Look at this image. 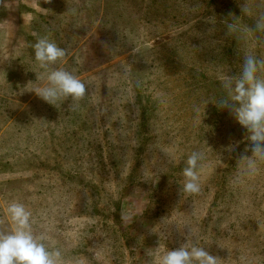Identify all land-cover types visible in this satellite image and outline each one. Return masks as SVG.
<instances>
[{"label": "rangeland", "instance_id": "obj_1", "mask_svg": "<svg viewBox=\"0 0 264 264\" xmlns=\"http://www.w3.org/2000/svg\"><path fill=\"white\" fill-rule=\"evenodd\" d=\"M261 16L264 0H0V230L18 201L62 264H149L189 227L219 264H264V162L233 183L251 142L216 105L247 55L264 61V32L251 31ZM45 25L68 54L80 47L69 66L87 88L79 101L28 91ZM193 151L201 191L181 196Z\"/></svg>", "mask_w": 264, "mask_h": 264}, {"label": "clouds", "instance_id": "obj_2", "mask_svg": "<svg viewBox=\"0 0 264 264\" xmlns=\"http://www.w3.org/2000/svg\"><path fill=\"white\" fill-rule=\"evenodd\" d=\"M236 30L234 22L227 25L228 32ZM251 31L264 32V16L257 20ZM66 55V50L47 36L38 37L32 45V57L41 74L39 77L36 75L35 82H31L35 87L28 91L34 92L53 106L61 105L65 101H79L87 92L84 82L59 66ZM261 68H264V61L247 55L238 74L224 77L223 87L226 94L216 103L220 108H227L235 121L247 130L251 142L252 155L240 159L244 163L233 181L237 185L245 178L255 177L260 163L264 162V77L260 75ZM207 103L203 105L202 117ZM232 150L234 148L229 149ZM203 159L201 152L193 151L184 161L183 181L179 183L181 196L200 193L199 171ZM168 162H174L171 154ZM6 215L10 226L6 230H0V264H62V251L50 248L44 233L37 235L34 232L33 214L24 203H10ZM197 240L198 233L189 227L186 243L163 254L149 251V264H152L153 258L155 264H219L220 259L209 254L205 247L198 246Z\"/></svg>", "mask_w": 264, "mask_h": 264}, {"label": "crops", "instance_id": "obj_3", "mask_svg": "<svg viewBox=\"0 0 264 264\" xmlns=\"http://www.w3.org/2000/svg\"><path fill=\"white\" fill-rule=\"evenodd\" d=\"M39 5V4H38ZM22 15V16H21ZM19 14V17H20V19H22V18H24L23 17V15L24 14ZM22 22L24 21L23 19L21 20ZM22 22H21V24H22ZM53 28L50 26V25H45V28L43 27V28H38V34H40L39 36L41 37V36H47L48 38H53L54 39V37L53 36H56V37H58V35H57V31L56 30H53ZM26 38V37H25ZM27 38H29L30 39V37H27ZM55 40V39H54ZM53 41V40H52ZM55 42V41H54ZM56 44H57V42H55ZM83 44V43H82ZM82 44H81V47H82ZM58 46H59V44H57ZM61 45V44H60ZM13 46H15V44H13ZM60 47H62V48H64L65 50H66V53H67V55H66V57L63 59V61L62 62H60V64H59V66L60 67H63L65 70H67V71H69V66H71V64H72V62H74L75 61V58H76V56L78 55V52H79V50H80V47H78V45H77V47L76 48H73L72 50H71V52L68 54V50L65 48V47H63V46H60ZM74 60V61H73ZM75 63V62H74ZM39 74H41V72H39ZM75 74V73H74ZM36 95V94H35Z\"/></svg>", "mask_w": 264, "mask_h": 264}, {"label": "trees", "instance_id": "obj_4", "mask_svg": "<svg viewBox=\"0 0 264 264\" xmlns=\"http://www.w3.org/2000/svg\"><path fill=\"white\" fill-rule=\"evenodd\" d=\"M183 21V22H182ZM181 22H177L176 21V24H182V25H185V22H186V20H185V18H184V20H182ZM157 23H159V24H162V25H165V23L163 22V21H161V20H157ZM154 27L156 26V24H154L153 25ZM191 44V43H190ZM198 49V48H197ZM195 47L193 48V50L190 52L189 51V49H188V51H189V53L192 55V56H194V55H197L198 57H200V52H199V49L197 50ZM174 51H175V55H173L172 54V57L169 59V57H167V56H165V58H164V62L162 63V62H159L158 63V65H159V67L162 69V70H169V68H170V65L172 64V65H174L175 64V62H174V60L176 59H178V57H179V54H180V51L179 50H177V49H174ZM188 51H187V53H188ZM196 56V57H197ZM158 57H160V56H157V58ZM175 57V58H174ZM168 67V68H167ZM200 76V75H199ZM192 79H195L194 77H192ZM210 112H212V110L210 111ZM214 112V111H213ZM38 127V126H37Z\"/></svg>", "mask_w": 264, "mask_h": 264}]
</instances>
